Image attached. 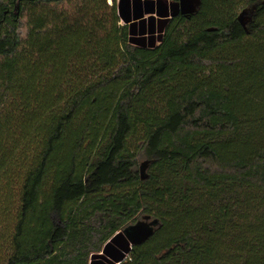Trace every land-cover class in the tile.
<instances>
[{
    "label": "trees",
    "instance_id": "16d2710c",
    "mask_svg": "<svg viewBox=\"0 0 264 264\" xmlns=\"http://www.w3.org/2000/svg\"><path fill=\"white\" fill-rule=\"evenodd\" d=\"M118 263L264 264V0H0V264Z\"/></svg>",
    "mask_w": 264,
    "mask_h": 264
},
{
    "label": "water",
    "instance_id": "95a60500",
    "mask_svg": "<svg viewBox=\"0 0 264 264\" xmlns=\"http://www.w3.org/2000/svg\"><path fill=\"white\" fill-rule=\"evenodd\" d=\"M199 5L200 0H179L178 2H171L169 5L170 18H174L179 15L188 16L190 14H193ZM251 11V9L242 11L239 20L243 25H245L247 21H249V12ZM128 14H130V12H128ZM157 14L160 16V13L158 11ZM130 18L132 19L131 16ZM152 233V226L143 222H138L135 225H131L122 231L123 236L128 241L131 247L137 244H141L142 242L147 240L152 235Z\"/></svg>",
    "mask_w": 264,
    "mask_h": 264
},
{
    "label": "rangeland",
    "instance_id": "374dc122",
    "mask_svg": "<svg viewBox=\"0 0 264 264\" xmlns=\"http://www.w3.org/2000/svg\"><path fill=\"white\" fill-rule=\"evenodd\" d=\"M118 1V0H117ZM156 1V0H154ZM110 3L113 2V0H109ZM156 3V2H155ZM168 11H169V7H168ZM169 15V12H168ZM158 17V16H157ZM157 17H155L154 19H156ZM147 19V18H146ZM148 20H143V21H137L136 22V30L138 35L142 34V33H146L149 34V23L147 22ZM121 24H123V22H121ZM159 32V31H158Z\"/></svg>",
    "mask_w": 264,
    "mask_h": 264
},
{
    "label": "crops",
    "instance_id": "0c3cea01",
    "mask_svg": "<svg viewBox=\"0 0 264 264\" xmlns=\"http://www.w3.org/2000/svg\"><path fill=\"white\" fill-rule=\"evenodd\" d=\"M118 1H119V0H118ZM142 1H144V0H142ZM156 11H157V10H156ZM128 12H131V10H130V9H128ZM154 16H155V17H157V16H158V17L156 18L155 22H156L157 20H159V19H162V18H161V17H160L158 14H156V13L154 14ZM169 16H170V15H169ZM147 17H148V16H147V15H145V18H147ZM147 22H148V21H147ZM148 23H149V22H148ZM157 29H158V28H157Z\"/></svg>",
    "mask_w": 264,
    "mask_h": 264
},
{
    "label": "flooded vegetation",
    "instance_id": "af4514ba",
    "mask_svg": "<svg viewBox=\"0 0 264 264\" xmlns=\"http://www.w3.org/2000/svg\"><path fill=\"white\" fill-rule=\"evenodd\" d=\"M179 0H166L167 6L169 7L171 2H178ZM170 14V11H168Z\"/></svg>",
    "mask_w": 264,
    "mask_h": 264
}]
</instances>
